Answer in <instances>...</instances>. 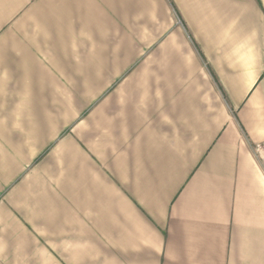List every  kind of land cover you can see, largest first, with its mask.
<instances>
[{
    "label": "crops",
    "instance_id": "1",
    "mask_svg": "<svg viewBox=\"0 0 264 264\" xmlns=\"http://www.w3.org/2000/svg\"><path fill=\"white\" fill-rule=\"evenodd\" d=\"M264 0H0V264H264Z\"/></svg>",
    "mask_w": 264,
    "mask_h": 264
},
{
    "label": "built area",
    "instance_id": "2",
    "mask_svg": "<svg viewBox=\"0 0 264 264\" xmlns=\"http://www.w3.org/2000/svg\"><path fill=\"white\" fill-rule=\"evenodd\" d=\"M257 151H258V153L261 152L260 154H262V152H263V155H264V146H258Z\"/></svg>",
    "mask_w": 264,
    "mask_h": 264
}]
</instances>
